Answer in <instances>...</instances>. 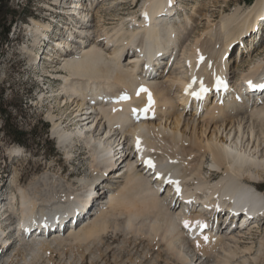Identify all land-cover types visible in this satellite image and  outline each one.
I'll use <instances>...</instances> for the list:
<instances>
[{
    "label": "bare ground",
    "instance_id": "6f19581e",
    "mask_svg": "<svg viewBox=\"0 0 264 264\" xmlns=\"http://www.w3.org/2000/svg\"><path fill=\"white\" fill-rule=\"evenodd\" d=\"M186 1L143 0L140 11L130 13L128 19L110 28L104 13L126 5L127 0H111L108 6L100 0H55L64 7L62 11L68 17L61 16L70 21L64 26V37L60 41L54 39L49 22L33 18L27 25V33L35 38L23 48L31 64L37 58L34 56V48L39 46L37 41L41 40L42 45L47 42L39 36L46 38L49 33L54 41V53L46 55L54 59L49 65L51 72L48 76L62 79L63 84L51 87L48 99L73 110L78 125L73 130L64 128V120L57 117L54 106H51L48 117L66 155L79 145L74 142H80L89 149L92 171L97 172L99 178L106 173L104 169L99 170L101 163L106 164L118 155V152L113 154L116 148L132 151L126 158L127 171L104 183L97 201L89 195L86 187L69 195L68 186V192L62 194L42 189L40 193L34 185L38 182L26 187L17 186L16 190L6 194V203L2 207L6 208V227L18 224V228L23 229L24 224L36 225L41 220L45 221L41 226L48 223L52 227L55 223L50 220L56 215L60 212L65 215L70 207L76 209L80 204L70 217L75 219V226L68 228L67 237L66 231L56 232L55 241L68 237L75 240L93 238L98 232L109 230V222L118 218H121L118 225L130 231L134 222L142 219L154 223V231H163L162 241L182 264H231L241 253L238 264L263 263L264 245L255 250L254 245L244 247L243 242L253 229L264 225V213L235 228L231 223L234 218L224 224L229 214H219V211L228 206H245L252 213L264 210V191L256 185L264 176V90L256 97L252 92L239 95L240 89L249 85L248 81L253 84L264 82V58L252 60L249 71L243 73L238 82L237 73L232 72V67L227 68L223 60L228 52L229 65L240 66L252 58V52L234 43L245 41L253 44L252 47L259 44V33L253 32L248 38L246 32L254 30L264 16V4L259 0L245 9L238 7L231 13H224L221 23L215 25L211 19L213 13H208L206 6L201 5L193 14L185 15L184 21L180 20L178 25L176 19L185 11ZM174 12L177 15L173 14L174 17L168 20ZM201 16H206L211 24L206 25L188 46L186 42L198 29ZM94 26L98 29L95 30ZM236 54L241 59L235 63ZM168 60L174 61L170 67ZM218 79L231 81L232 91L224 95L219 92V96L214 94ZM201 84L210 91L209 95L214 96L213 104L208 102V94L203 99L194 98L198 92H207L201 91ZM141 88L147 91H140ZM235 91L238 94L235 95ZM125 95L129 99H122ZM190 106L209 109L207 121L200 126L202 134L194 130L189 136L187 130L180 127ZM133 109L137 111L134 113ZM143 111L148 113V118L136 119V115ZM193 116L195 119L196 114ZM208 130L211 135L204 136ZM207 154L211 171L223 174L212 185L210 169H204ZM147 161H151L154 167H150ZM46 174H43L46 180H41L47 184L52 176L48 180ZM56 179L60 180V177L52 178ZM83 180L86 185L87 180ZM169 180L178 182L182 191L176 192L177 184L169 183ZM101 203L104 204L101 206ZM19 212V219L13 222L12 214ZM2 219L0 217L1 244L9 240L2 239ZM185 222H188L187 227ZM214 226L218 229L216 232ZM201 228L204 230L200 232ZM32 234L21 237L28 247L39 249L49 244L50 237L45 234L37 233L40 239L33 238ZM12 245L3 247L0 262L6 258Z\"/></svg>",
    "mask_w": 264,
    "mask_h": 264
},
{
    "label": "rangeland",
    "instance_id": "374dc122",
    "mask_svg": "<svg viewBox=\"0 0 264 264\" xmlns=\"http://www.w3.org/2000/svg\"><path fill=\"white\" fill-rule=\"evenodd\" d=\"M142 1L143 0H127L126 5L122 6L123 8L117 7L110 13H104L108 27L112 28L122 20L128 19L130 13L140 11ZM256 1L259 0H187L184 4V8L186 7L185 11L180 13L176 22L180 25L181 21H184L185 15L193 14V11H195L197 7L205 5L208 13H213V16H211V19H213L212 24H220L221 16L224 13H231L238 7L245 9ZM100 2H104L106 6L111 5V0H100ZM52 3H55V0H0V98L2 99L3 110L11 113V118L9 119L6 129L8 130L9 126H12L13 128H18L19 131H27L28 133L27 136L24 137L25 144L12 141L6 135V130L4 129L5 119L0 110V183L3 185L5 196L10 191L16 190L17 186L26 187L33 182H38L37 185H34L38 188L40 187V189L36 187V190L40 193L41 191H48L50 193L56 192L57 194H62L68 192L66 189L70 188V194H68L75 195L85 187L83 179L87 173H89L90 178L97 174V172L92 171L90 165L92 157H90L89 149L83 147L80 142H74V145H78V143L79 145L73 147L70 154L68 156L66 155L65 148L54 134L53 122L48 117V113L51 106H54V113L58 118L61 117L64 120L63 127L70 130L78 127L76 115L75 113L73 114V110L62 107L52 100V105H50V101L46 107L39 104L37 100L40 91L37 87V81L35 80L36 75L31 73L30 57L23 51L24 46L31 43L30 37L33 36L31 33H27L29 30L27 24H30L33 18L47 21V13L54 8ZM262 4H264V0H262ZM118 8L120 9L118 10ZM199 19L198 29L192 33L190 40L188 39L186 42L188 46L191 41L195 40L197 35L201 34L203 29L207 27L206 25L211 24V21L209 22L206 16H201ZM68 21L69 20L63 16L58 17L57 22L54 23V36L56 33L60 32L62 26L70 22ZM263 21L264 16L261 17L257 25L254 26V30L246 32V35H249L248 38H250L253 32L259 33V44L252 47L253 44H246L245 41H236L234 43L235 46L237 45L242 49L252 52V58L246 59L245 63L240 66L235 65L232 67V72H237V82L240 81L239 78L243 73L249 71V64L252 60L256 61L260 57L264 58ZM93 23L95 24V22ZM10 24L11 29L8 40L2 41V29L4 26ZM128 24L127 21L126 25ZM94 29H98L97 26H94ZM33 43L35 45V42ZM258 46L261 47L260 50L256 49ZM174 53L176 55L175 50ZM239 56L240 55L236 54L235 63L237 59H241ZM173 62L169 61L168 66L170 67ZM236 67L240 68L238 69ZM234 68H236V70L233 71ZM51 83L53 88L60 87L61 84H63V82L60 83V81L57 80H52ZM172 95L175 96L176 93L173 92ZM210 101L211 104H213V101ZM207 110L209 109L190 106V111L184 115V121L181 122L180 127L183 130H187L186 133L189 136L193 134L192 132L194 130V132H200V134H202L200 126L208 119L207 116L209 113H207ZM194 113L196 114L195 119L193 116ZM198 129L199 131H197ZM211 133L212 132L208 130L207 133L203 135L210 136ZM16 149L20 151L18 152ZM208 156L209 154H207V161L205 162L207 166H204L205 170L211 168L208 164L210 159V156L209 158ZM102 165L103 163H101L99 170L102 169ZM210 172L212 173V175L210 173L209 178V180H211V185L218 181L223 175L221 171L216 173L210 169ZM45 173H47L46 176L48 180L51 176L53 179L54 177L58 179L60 177V180H52L51 178L50 180L52 183L50 180V182L47 180V184L44 182L46 184V187H44L43 180L46 177L45 175L43 176V174ZM42 178L43 180H41ZM53 181L58 185H55ZM60 181L61 183H58ZM62 181L64 183H62ZM260 181L263 183L261 184V182H259V184L256 185L260 190L264 191V176ZM39 183L40 186L38 185ZM47 185L51 189H48ZM66 186L69 188H66ZM23 190H25V188ZM75 190L76 192H74ZM166 192L167 191L163 193V196L166 195ZM103 204L104 203H101L100 205L102 206ZM11 217L13 222H16L17 214L14 213ZM118 219L119 220L114 219L115 222H109L111 226H109L110 229L108 228V232L100 231L97 233L98 235L93 236V238L91 237L92 239L75 240L72 237H68L65 240L55 241V237L49 236V244L38 249V247L34 246L28 247V245L21 241L22 238H20L10 247L8 252L6 251V258L4 257L0 264H182L176 254H173L169 250L170 247L167 246V243L162 241L163 231H157L156 228V231H154V223L151 224L152 222H150V220L145 222H143L142 219L137 220L129 231L127 229H122L127 227H120L118 225L121 218ZM141 222L143 223L141 224ZM238 222L239 221L236 223ZM118 227L120 230H118ZM143 227L145 228L142 229ZM67 229L65 230V237H67V234L70 232V230ZM157 232L158 234L160 233L159 236L156 235ZM152 237H154V239ZM243 244L245 245H243L244 247H246V245H254L255 250L260 249L261 245H264V225L261 224L260 228H255L251 233L247 234ZM166 246L169 247V249H167ZM241 255L242 253L239 254L236 258L237 260L232 261L231 264H238L241 260ZM261 264H264V261Z\"/></svg>",
    "mask_w": 264,
    "mask_h": 264
},
{
    "label": "trees",
    "instance_id": "16d2710c",
    "mask_svg": "<svg viewBox=\"0 0 264 264\" xmlns=\"http://www.w3.org/2000/svg\"><path fill=\"white\" fill-rule=\"evenodd\" d=\"M11 29V24L8 26H4L3 27V31H2V41H7L8 40V35ZM3 103H2V99L0 98V110L3 113L4 116V129L6 130V135L14 142L17 143H21V144H25V139L24 137L27 136V131H19V129L17 128H13L12 126H9V129L7 130V124L9 122V119L11 118V113L4 111L3 108Z\"/></svg>",
    "mask_w": 264,
    "mask_h": 264
},
{
    "label": "snow or ice",
    "instance_id": "6c2138e0",
    "mask_svg": "<svg viewBox=\"0 0 264 264\" xmlns=\"http://www.w3.org/2000/svg\"><path fill=\"white\" fill-rule=\"evenodd\" d=\"M169 2H171V0H169ZM223 81H218V84H223ZM248 84L250 87H261L264 88V84H260V85H254L251 81H248ZM140 91H147L146 89L141 88ZM201 91H207V89L204 88L203 84H201ZM122 99L127 100L129 99V97H127L126 95L122 97ZM149 102L151 103V97L149 96ZM137 110L133 109V112L135 113ZM137 146H139V141H137ZM147 163L149 164L150 167H154V164L151 161H147ZM169 183H174L177 184V192H179V187H178V182L175 181H168ZM185 226H188V222H185ZM205 239H207L205 237Z\"/></svg>",
    "mask_w": 264,
    "mask_h": 264
}]
</instances>
